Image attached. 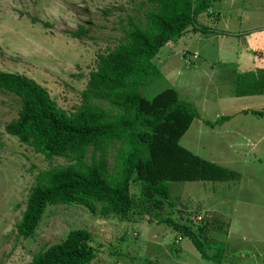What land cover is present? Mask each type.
I'll return each instance as SVG.
<instances>
[{"label": "rangeland", "instance_id": "obj_1", "mask_svg": "<svg viewBox=\"0 0 264 264\" xmlns=\"http://www.w3.org/2000/svg\"><path fill=\"white\" fill-rule=\"evenodd\" d=\"M208 1L211 12L198 15V25L229 32L253 29L255 35L264 36V0ZM145 9L142 0H0V71L35 81L58 107L72 112L97 56L122 42L128 18L143 26ZM32 17L38 21H31ZM41 21L50 26L42 27ZM78 27L83 29L79 39L63 32ZM196 34L189 29L178 41L162 47L152 59L161 75L137 90L149 99L173 89L181 101L190 103L199 119L192 121L180 146L237 171L238 181L163 182L160 190L165 199L158 213L139 201L138 182L133 181L129 192L134 207L125 218H105L79 206L49 204L34 235L17 239L15 225L33 175L69 162L63 157L47 159L3 132V126L16 118L19 101L0 93V264H28L40 250L63 241L76 229L92 235L96 255L88 264H216L201 259L190 240L159 223L160 217L194 230L197 226L210 229L214 219L226 231L210 237L216 248L209 255L222 248L218 264H264V117L236 114L238 109L263 112L264 94L233 96V69L219 65L241 57L232 36L210 35L205 40ZM206 41L213 42V47ZM259 45L264 46V39L251 46ZM216 60L211 67L209 62ZM216 114L231 118L224 128L197 124L213 121ZM113 157L111 150L109 170Z\"/></svg>", "mask_w": 264, "mask_h": 264}, {"label": "trees", "instance_id": "obj_2", "mask_svg": "<svg viewBox=\"0 0 264 264\" xmlns=\"http://www.w3.org/2000/svg\"><path fill=\"white\" fill-rule=\"evenodd\" d=\"M119 1V0H112ZM143 26L128 18L123 40L106 54L97 56L94 70L87 76L80 101L72 112L64 111L46 89L18 73L0 71V93L16 97V118L3 132L47 159L63 157L68 165H56L33 175L20 221L17 239L31 238L44 208L49 204L79 206L100 217L125 218L134 207L129 186L138 182V199L157 213L162 207L163 182H233L239 173L207 161L180 146V139L197 118L189 103L181 101L173 89H164L147 99L137 88L161 74L152 59L169 42L178 41L187 30L206 33L196 17L206 14L208 0H142ZM107 14V12H105ZM31 21H38L32 17ZM48 28L47 22H40ZM71 38L83 36V29L63 30ZM233 94L246 97L264 94V70L237 73ZM264 117V111H242ZM227 116H219L213 127ZM113 150V166L107 156ZM213 220L210 229L159 219L188 238L199 257L218 264L222 248L215 250L210 237L226 232ZM218 220V218H217ZM211 233V234H210ZM92 235L84 229L70 231L30 259L28 264H88L96 255Z\"/></svg>", "mask_w": 264, "mask_h": 264}, {"label": "crops", "instance_id": "obj_3", "mask_svg": "<svg viewBox=\"0 0 264 264\" xmlns=\"http://www.w3.org/2000/svg\"><path fill=\"white\" fill-rule=\"evenodd\" d=\"M208 11H209V8L207 10V15L210 14V12H211V11L210 12H208ZM211 18L215 19V16L212 14ZM250 21H252L251 18H250ZM253 27H254V29L258 28L257 26H253ZM206 30H207L206 33H203V34L198 33L196 35H199V36L203 35L204 39L207 40V37L210 35H214L215 38H217L218 36H222V35L226 36L225 34H227V35L232 36L234 41H235V45L237 48L236 54L241 55V57L238 56L236 58L235 62H228V61H223L222 63H221V61L219 62V65H228L233 69L232 83H233L234 77L239 72L247 73V72H254L255 70H264V46H260V45L259 46H251L252 44H255V43H257V44L261 43V41H263V39H264L263 35H255L253 29H247V31L241 30V32H239L238 30H235V29L232 30L231 32H229L228 30H211V29H206ZM248 31L251 33H248ZM210 32H212V33H210ZM197 40H198V38H197ZM206 42L210 43L209 41H206ZM219 42H220V40H219ZM210 44H211V47H213V45H214L213 42H211ZM218 48H220L219 45L217 46V49ZM241 51L245 52L244 56H242ZM193 56L199 57V54L197 52H194ZM205 61L206 60H203V62H205ZM217 61L218 60L209 62V63H211V67L214 66V63ZM232 93H233V90H232ZM233 96H234V94H233ZM242 111H246V110L238 109L236 114L239 113L240 115H245L246 113H242ZM223 116H226V115H223ZM217 117H219V116L216 114V118ZM216 118H214V119H216ZM196 119H199V118L197 117ZM229 119H231V118H228V116H227L226 119L222 120L219 124H215L214 126L224 128L223 125L227 124V121ZM213 121H210V122H213ZM204 122H208V121L207 120H204L201 122L197 121V124L198 125L204 124L206 126V123H204ZM214 126L213 127L206 126V127L213 129ZM214 130H216L217 132L219 131L217 129H214ZM223 131H227V129L223 130Z\"/></svg>", "mask_w": 264, "mask_h": 264}]
</instances>
